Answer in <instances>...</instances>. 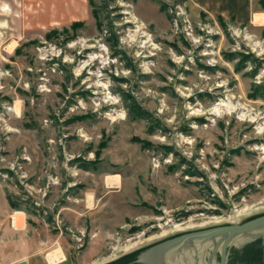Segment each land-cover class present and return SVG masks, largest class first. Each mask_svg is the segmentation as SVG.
<instances>
[{
    "label": "rangeland",
    "instance_id": "rangeland-1",
    "mask_svg": "<svg viewBox=\"0 0 264 264\" xmlns=\"http://www.w3.org/2000/svg\"><path fill=\"white\" fill-rule=\"evenodd\" d=\"M254 2L242 24L187 0H0V264H110L264 214Z\"/></svg>",
    "mask_w": 264,
    "mask_h": 264
},
{
    "label": "water",
    "instance_id": "water-1",
    "mask_svg": "<svg viewBox=\"0 0 264 264\" xmlns=\"http://www.w3.org/2000/svg\"><path fill=\"white\" fill-rule=\"evenodd\" d=\"M258 240L264 256V214L180 232L141 250L127 264H228L232 247L243 249Z\"/></svg>",
    "mask_w": 264,
    "mask_h": 264
},
{
    "label": "crops",
    "instance_id": "crops-1",
    "mask_svg": "<svg viewBox=\"0 0 264 264\" xmlns=\"http://www.w3.org/2000/svg\"><path fill=\"white\" fill-rule=\"evenodd\" d=\"M188 8L197 14L207 13L210 17H219L227 20H234L239 23H252L255 21V15L259 13L255 9L254 0H187ZM63 261V256H58ZM23 264H48L42 258L21 259ZM25 260V261H24ZM254 260L249 261L252 264ZM21 263V264H22ZM68 264V263H60Z\"/></svg>",
    "mask_w": 264,
    "mask_h": 264
},
{
    "label": "trees",
    "instance_id": "trees-1",
    "mask_svg": "<svg viewBox=\"0 0 264 264\" xmlns=\"http://www.w3.org/2000/svg\"><path fill=\"white\" fill-rule=\"evenodd\" d=\"M261 1H262V0H261ZM234 57H235V56L232 55L230 58L233 59ZM245 58L252 59L253 61H255V65L257 66L256 69L253 70V71H251V72H249V74H250L251 76H255L256 73H257V70H258L259 65H261V62H262V60H264V59H261V61H259V60H257L256 58L251 57V56H245ZM245 61H246V60H245ZM245 61H244V63H245ZM244 63H242L241 65H239V68H238V69H242ZM129 113H130V114H134V112L131 111V110L129 111ZM134 116L136 117L137 115L134 114ZM139 117H144V118H145V117H146V114L143 113V112H141V113L139 114ZM85 167H86L87 170H91V168H90L89 166H85ZM195 175H201V174L196 173ZM10 203H11V205L13 204V206L15 207V204L11 201V199H10ZM259 215H261V214H259ZM256 216H258V215H254V216H252V217H250V218H253V217H256ZM176 235H177V234H176ZM259 243H260V240L254 242L253 244H251V245H249L248 247H246V250L244 251V254H243L244 256H243L241 259H242V260H248V261L262 259V258H263V250H262V247L257 246ZM144 249H145V248H144ZM232 249H233V250H232V251H233V255L231 254L228 263H231V262H233V260H236V259H237V258H236V257H237V255H236V254H237V250H236L235 248H232ZM141 250H143V249L136 250V251H134V252H132V253H130V254H127V255L121 257L119 260H115V261H113V262H111V263H112V264H127L129 261L134 260L135 257H136V255H137ZM234 253H236V254L234 255ZM238 259H240V257H238ZM111 263H110V264H111Z\"/></svg>",
    "mask_w": 264,
    "mask_h": 264
},
{
    "label": "bare ground",
    "instance_id": "bare-ground-1",
    "mask_svg": "<svg viewBox=\"0 0 264 264\" xmlns=\"http://www.w3.org/2000/svg\"><path fill=\"white\" fill-rule=\"evenodd\" d=\"M141 30L140 29H138L136 32H137V34L140 32ZM232 109H235V108H232ZM215 111L217 112V111H220V109L218 110L217 108H215ZM220 112H217V114H219ZM242 116H245V114H243ZM252 118V117H251ZM262 207V206H261ZM253 208V207H252ZM251 208V209H252ZM249 211V210H248ZM246 212V211H245ZM244 212V213H245ZM241 213V212H240ZM244 215V214H243ZM250 219V218H249ZM240 220V219H239ZM214 221V220H213ZM194 226V225H193ZM175 227H178V226H175ZM181 227V226H180ZM187 227V226H186ZM178 229H181V228H177V230ZM175 231H176V229H174ZM170 231V230H169ZM164 235V234H163ZM166 236V235H165ZM157 238V237H156ZM154 239V238H153ZM144 241V240H143ZM252 244V243H251ZM251 244H249V245H251ZM249 245H247V246H245L243 249H238V248H235V247H232V248H235L236 250H237V254L236 253H234V255L236 254L237 255V259L235 260V262L236 261H238L237 262V264H247V262L249 263V261L248 260H242L241 258L244 256L243 254H244V251L246 250V247H248ZM127 246V245H126ZM258 246V245H257ZM231 248V250H230V256H231V254L233 255V249ZM120 249V248H119ZM128 249V248H127ZM127 249H124V250H127ZM130 251V250H129ZM116 252V251H115ZM230 256H229V259H230ZM238 257H240V259H238ZM53 259V261L54 260H57L56 258H52ZM59 260V259H58ZM61 260V259H60ZM59 260V261H60ZM228 262H229V260H228Z\"/></svg>",
    "mask_w": 264,
    "mask_h": 264
},
{
    "label": "flooded vegetation",
    "instance_id": "flooded-vegetation-1",
    "mask_svg": "<svg viewBox=\"0 0 264 264\" xmlns=\"http://www.w3.org/2000/svg\"><path fill=\"white\" fill-rule=\"evenodd\" d=\"M252 264H264V256L262 259L253 261Z\"/></svg>",
    "mask_w": 264,
    "mask_h": 264
}]
</instances>
